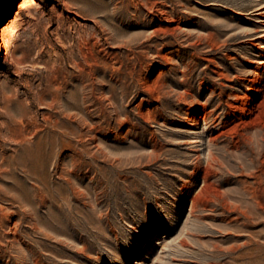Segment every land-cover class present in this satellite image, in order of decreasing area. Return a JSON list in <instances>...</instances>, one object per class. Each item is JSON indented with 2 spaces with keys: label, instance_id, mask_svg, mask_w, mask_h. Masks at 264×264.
<instances>
[{
  "label": "rangeland",
  "instance_id": "374dc122",
  "mask_svg": "<svg viewBox=\"0 0 264 264\" xmlns=\"http://www.w3.org/2000/svg\"><path fill=\"white\" fill-rule=\"evenodd\" d=\"M263 32L264 0H0V264H264V131L209 139Z\"/></svg>",
  "mask_w": 264,
  "mask_h": 264
},
{
  "label": "bare ground",
  "instance_id": "6f19581e",
  "mask_svg": "<svg viewBox=\"0 0 264 264\" xmlns=\"http://www.w3.org/2000/svg\"><path fill=\"white\" fill-rule=\"evenodd\" d=\"M19 5H21V4H19ZM156 30H158V29H156ZM261 35H263V37H264V32ZM255 43L258 44L259 41L255 42ZM258 47H259V45H258ZM189 65H190V63H189ZM180 71H182L181 72L182 77L184 78V76L186 75L185 74L186 72L184 73L183 70H180ZM239 71H242L243 74L247 73L246 70H243L241 68L239 69ZM217 72L221 75L222 78H225L228 80H234V78L242 77V74L240 75L239 72H238V74L235 73L236 75L234 77H231V76L229 77L227 74L228 72H226L224 70H217ZM263 78H264V73H263L262 77L259 76V74L258 75L255 74V76L253 75V77L251 75H249V76L245 75L244 77H242V79H243V81H246V85L248 86V89L246 87H242L241 89L239 88V90H240L239 91V90H236V88H235L234 90L232 89L229 92V97H232V99L231 100L227 99V102H226V111L225 112H226L227 119L222 120V121L220 120L221 121L220 127L216 126V127H218V129L215 130L216 131L215 134H212V136L209 137L211 142L217 143L220 139L227 140V138L230 136L231 137L238 136L239 139L236 140L235 145H236L237 149H240L241 148L240 139L246 138V139L251 140L252 139V136H251L252 130L256 134H259L262 131H264V82H263ZM202 83H203V81H202ZM243 84H245V83H243ZM186 91L188 93H191L190 88L186 89ZM250 91H253L255 94L253 96H251ZM253 158H255V157H252V159H251L252 163H253L252 169L254 168V166L257 165L256 161H255L256 159H253ZM222 163H223V161L220 158V156L216 155L213 152L210 153V156L207 159L206 165H205L206 170L204 171V174H203L204 182H208V180L210 179V176L213 173H215V174L218 173L215 170V168L217 169L216 166H218V165L222 166ZM246 166H248V168L251 169L250 168L251 165L249 166L248 163L246 164ZM262 171H263V169H262ZM260 183H261V181H260ZM258 191H259V189H258V187H256L252 192L255 193V195H256V193ZM261 203H262V200H261ZM243 214H245V213H243Z\"/></svg>",
  "mask_w": 264,
  "mask_h": 264
}]
</instances>
